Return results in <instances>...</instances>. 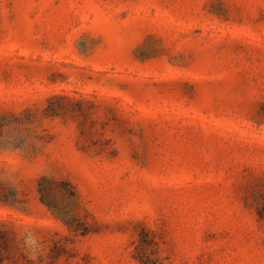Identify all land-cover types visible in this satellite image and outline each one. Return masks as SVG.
Masks as SVG:
<instances>
[{
  "label": "rangeland",
  "instance_id": "374dc122",
  "mask_svg": "<svg viewBox=\"0 0 264 264\" xmlns=\"http://www.w3.org/2000/svg\"><path fill=\"white\" fill-rule=\"evenodd\" d=\"M0 264H264V0H0Z\"/></svg>",
  "mask_w": 264,
  "mask_h": 264
}]
</instances>
